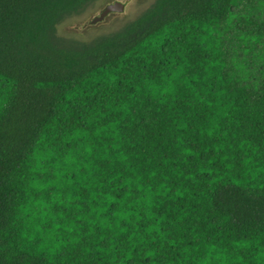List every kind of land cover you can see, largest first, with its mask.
Listing matches in <instances>:
<instances>
[{"label": "trees", "instance_id": "16d2710c", "mask_svg": "<svg viewBox=\"0 0 264 264\" xmlns=\"http://www.w3.org/2000/svg\"><path fill=\"white\" fill-rule=\"evenodd\" d=\"M0 0V264H264V0Z\"/></svg>", "mask_w": 264, "mask_h": 264}, {"label": "rangeland", "instance_id": "374dc122", "mask_svg": "<svg viewBox=\"0 0 264 264\" xmlns=\"http://www.w3.org/2000/svg\"><path fill=\"white\" fill-rule=\"evenodd\" d=\"M155 1L96 0L80 12L66 17L57 26V33L66 40L87 43L97 37L122 29L150 8ZM116 3L122 5L123 9L112 11L101 18L106 7Z\"/></svg>", "mask_w": 264, "mask_h": 264}, {"label": "water", "instance_id": "95a60500", "mask_svg": "<svg viewBox=\"0 0 264 264\" xmlns=\"http://www.w3.org/2000/svg\"><path fill=\"white\" fill-rule=\"evenodd\" d=\"M119 6H120L119 3L107 6L106 9L102 12L101 18L105 17L106 15H108L112 11L121 10Z\"/></svg>", "mask_w": 264, "mask_h": 264}, {"label": "bare ground", "instance_id": "6f19581e", "mask_svg": "<svg viewBox=\"0 0 264 264\" xmlns=\"http://www.w3.org/2000/svg\"><path fill=\"white\" fill-rule=\"evenodd\" d=\"M119 7H120L121 10L123 9V6L122 5H120Z\"/></svg>", "mask_w": 264, "mask_h": 264}]
</instances>
